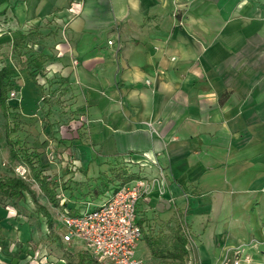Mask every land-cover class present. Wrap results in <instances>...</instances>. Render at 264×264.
I'll use <instances>...</instances> for the list:
<instances>
[{
	"label": "crops",
	"instance_id": "0c3cea01",
	"mask_svg": "<svg viewBox=\"0 0 264 264\" xmlns=\"http://www.w3.org/2000/svg\"><path fill=\"white\" fill-rule=\"evenodd\" d=\"M68 2L38 9L29 0L15 20L60 8L71 43L53 67L85 88L92 150L110 163L156 161L145 175L162 174L164 194L139 209L145 234L158 233L154 224L172 219L177 202L187 206L196 247L194 255L186 247L185 264H220L244 237L264 242V0H85L76 13ZM117 186L70 196L68 208L103 203ZM11 221L0 223V264H39L45 250L28 247H84L50 243ZM32 235L37 245L27 244ZM156 235L140 242L148 261L166 259L151 253Z\"/></svg>",
	"mask_w": 264,
	"mask_h": 264
},
{
	"label": "rangeland",
	"instance_id": "374dc122",
	"mask_svg": "<svg viewBox=\"0 0 264 264\" xmlns=\"http://www.w3.org/2000/svg\"><path fill=\"white\" fill-rule=\"evenodd\" d=\"M50 1L52 0H38V9L40 3ZM77 1L69 0V9ZM84 1L82 0V4ZM25 2L28 3L29 0H12L11 6L6 2L0 8V68L9 66L15 69L10 84L12 90L8 94L9 124L16 129L12 140L17 143L18 148H25L29 153L39 155L38 161L34 158V165L43 177H48L55 201L44 195L27 164L20 159H12L6 141L7 121L0 110V178L22 179L31 191L24 193L21 201L0 195V223L13 218L14 221L9 223L12 228L18 224L29 226L33 235L42 232L44 239L56 243L61 241V236L65 233L60 219L62 210L58 196L66 198L70 204V196L83 195L85 190L100 193L109 186L124 183L129 176H133V179L146 177L147 168L143 165L145 162H126L124 159H119L116 163L103 161L92 150L88 141L89 118L88 107L84 104L85 88H81L74 76H63L53 67L62 62L60 47L66 45L70 48L69 19L59 17L61 9L53 8L42 16L37 14L36 22H18L13 11L18 5L24 6ZM38 58L46 60L40 72L34 67V60ZM73 61V65L78 64L77 60ZM79 179L84 181L79 182ZM186 207L175 202L173 218L154 224L159 234L150 229L149 235H146L144 229L142 241L147 236L154 237L157 234L166 259L146 260L147 251L142 244L138 245L137 258L144 259L145 264H185V257L182 255L184 248L182 249V242L178 239L181 232L177 224L184 217L186 224H183L182 231L186 236L191 232V228L186 227L190 226L186 218ZM140 218L141 214L138 212V221ZM33 235L27 244L37 245ZM188 237L191 242L187 247L194 255L196 247L191 245L193 234L190 233ZM242 240V252L239 256L241 264H264L262 238L254 235ZM60 244L62 245L61 242ZM28 248L34 253L36 250H45V256L40 259L37 256V260H34L39 264H42L44 258L47 259L45 264L96 262L85 246ZM228 254L227 252L223 260L232 258Z\"/></svg>",
	"mask_w": 264,
	"mask_h": 264
},
{
	"label": "built area",
	"instance_id": "2783aa9c",
	"mask_svg": "<svg viewBox=\"0 0 264 264\" xmlns=\"http://www.w3.org/2000/svg\"><path fill=\"white\" fill-rule=\"evenodd\" d=\"M81 6L82 0H78L71 11L76 13ZM109 45L113 46V42ZM155 164L156 161L147 159L143 165ZM162 177V174L160 177H139L121 183L111 190L103 203L89 199L82 212L68 208L67 199L58 196L61 224L65 230L62 241L83 244L98 264H145L137 258V248L144 236L138 212L156 191L164 194ZM241 252V248L236 249L232 258H225L221 264H241Z\"/></svg>",
	"mask_w": 264,
	"mask_h": 264
},
{
	"label": "trees",
	"instance_id": "16d2710c",
	"mask_svg": "<svg viewBox=\"0 0 264 264\" xmlns=\"http://www.w3.org/2000/svg\"><path fill=\"white\" fill-rule=\"evenodd\" d=\"M7 2V0H0V8ZM46 63L45 59H35L34 67L37 71H42L43 67ZM15 74V69L8 67L0 68V110L4 119L7 121L5 132H6V141L8 146L10 147V153L12 159L22 160L25 164H27L33 171V174L37 180V182L41 186V190L49 197L52 201H55L53 191L51 189V185L48 181V177H43L38 169L35 167V163L33 162L34 158H39V155L34 153H29L25 148H18L17 143L12 140V135L16 132L15 128H11L9 124V115H10V106L8 104V94L9 91L12 90L11 78ZM134 177L129 176L124 180L127 182L132 180ZM29 186L22 180L16 177H8V178H0V195L12 199L14 201H21L24 199V193H30ZM177 228L182 230L183 221H178ZM182 223V224H181ZM182 242L183 256L187 255V244L188 241L186 237L181 233V236L178 238ZM149 248L151 253L155 257H160L163 254V251L154 240H148ZM89 264H97L96 262H91Z\"/></svg>",
	"mask_w": 264,
	"mask_h": 264
}]
</instances>
